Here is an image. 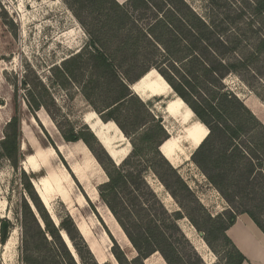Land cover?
I'll use <instances>...</instances> for the list:
<instances>
[{"label": "rangeland", "instance_id": "1", "mask_svg": "<svg viewBox=\"0 0 264 264\" xmlns=\"http://www.w3.org/2000/svg\"><path fill=\"white\" fill-rule=\"evenodd\" d=\"M182 1L221 39L231 44L240 43L239 57L245 59L252 55L259 29V21L251 14L253 0ZM149 17L150 13L145 11L133 14V19L142 26L151 22ZM88 41L67 0H0V144L8 123L17 114L20 156L17 168H14L3 155L0 145V264H63L57 241L46 234L37 212L30 208L33 202L25 188V179L32 181L34 193L47 209L44 208L55 228L64 219L72 221L78 233L74 236L75 243L89 264H120L113 254L114 246L120 249L126 264H131L138 257L116 217L99 196L98 188L107 181V177L90 148L82 141L65 142L62 138V133L68 135L71 130L81 132L97 153V145L89 138L91 132L83 123L84 116L93 112L101 122H111L107 121V105L118 96L115 90H102L86 98L82 82L66 81L65 88L53 82L52 68L79 53ZM117 42L114 53L130 57L132 53L121 52ZM163 52L146 48L139 55L152 57L166 71L173 72L172 67L179 71L181 66L171 63ZM238 73L229 74L223 84L264 126V54L249 57L246 68ZM160 76L151 69L140 79V82H150L152 91L149 99H139L147 106V113L156 120L161 119L168 140L178 147L177 140L181 138L182 152L178 153L175 166L166 160L171 170L164 163L157 162L149 147H144L142 158L133 161L136 169L142 170L155 198L136 188L129 190L128 195H118L123 207L121 216L127 223V216L137 223L136 212L129 203L130 197H134L145 209L146 221L162 228L172 250L173 264H227V253L231 247L225 242L221 229L227 224L228 217L250 211L260 221L264 220V213L261 216L256 208L262 199L260 190L264 185V174L259 169L264 171V161H254L252 174L247 175L250 168H246L244 161L233 160L229 149L226 151L228 158H213L221 153V148L216 147L220 140L216 134L209 136L210 139L194 157L200 146L194 150L182 138L190 140L191 132L207 134V138L209 130ZM22 80L27 81L28 90L32 89L34 95L41 98L44 107L35 112L29 109L30 99L27 90L21 87ZM170 101L175 102L172 113L165 109ZM130 108L132 113L139 112L140 108L143 112L136 101L131 102ZM151 126L147 125V128ZM127 128L134 132L137 125L130 124ZM256 134L264 143V134L260 130ZM126 140L116 142V146L122 144V148L128 144L129 155L132 148L130 140ZM235 141L245 144L250 140L245 135ZM60 142L64 143L61 152L57 150ZM96 143L101 146L97 140ZM48 148H52L55 155ZM196 161L203 162L204 170ZM73 168L77 178L71 171ZM177 178L182 183H177ZM43 184L56 190L50 203L44 199ZM85 186L96 193V201L92 202L84 193ZM155 199L162 203L169 215L180 214L181 219L177 221L179 232L170 226L171 218L157 208ZM26 206L39 220L42 233L25 213ZM217 217L221 219L214 223ZM61 234L79 264L72 243L64 231ZM2 235H7L4 244L1 243ZM142 245L144 249L148 248L146 242ZM142 262L167 264L158 252Z\"/></svg>", "mask_w": 264, "mask_h": 264}, {"label": "trees", "instance_id": "2", "mask_svg": "<svg viewBox=\"0 0 264 264\" xmlns=\"http://www.w3.org/2000/svg\"><path fill=\"white\" fill-rule=\"evenodd\" d=\"M67 1L89 41L79 53L52 68L55 78L53 82L61 88L66 87V81L74 80L79 84L82 82L86 98L102 90L118 92V96L107 105V109H109L107 121L113 122L123 136L130 140L132 150L127 158L119 166H116L104 149L96 143L97 139L90 130L89 138L97 145V153L92 149L90 140L81 132L74 133V130H71L68 135L62 133V138L65 142L82 141L90 148L104 171L107 181L99 186V196L116 217L138 253V257L131 264H143L144 259L156 252L160 253L167 264H173L172 250L162 228L159 225H157L158 227L152 226L150 221H146L148 219L145 209L137 203L134 197H130L131 195L127 197H130V207L136 212L138 221L134 223L127 216V223L121 216L123 207L118 195H128L129 190L136 188L155 198L142 175V170H137L133 161L142 158L144 147H149L157 162H162L168 167L166 159L158 149L164 141L168 140L161 125V119L156 120L150 113H147V106L130 90V86L136 84L151 69H155L177 97L194 112L198 121L209 130L208 137H205L199 145L200 147L198 146L199 149L194 157L200 153L207 140L210 139L209 136L216 134L220 138L216 142V147L221 148V153L213 158L217 160L228 158L226 151L229 149L232 159L244 161L246 168H250L247 170V175L252 174L253 162L262 163L264 161V143L256 134L258 130L264 134V126L258 122L242 101L226 90L223 80L229 74H240L239 70L246 68L249 57H259L264 54V0H253L251 14L260 24L258 23L259 29L256 32L258 37L255 39L253 56L250 55L245 59L237 55L240 43L231 44V42L221 39L220 35L197 17L182 0H128L123 4H119L115 0ZM137 11L150 13L151 22L143 26L139 25L133 19V14ZM117 40L118 49L121 52L130 51L132 53L130 57L127 55L117 56L114 53L117 51L114 49ZM146 48L156 52L163 50V54H166L170 62L176 66L179 64L178 67L181 66V68H178V71L172 67L174 73L164 70L160 63L154 61L152 57L139 55V52ZM27 86V81L22 80L21 87L27 90L30 99L29 109L35 112L44 106L41 98L36 97L32 89L28 90ZM43 89L42 91L46 93L45 88ZM132 101L138 102L143 108V112L140 111V108L139 112L132 113L130 108ZM129 123L137 125L134 132L128 130ZM147 125L152 126L147 128ZM143 127L145 128L143 129ZM245 135L250 141L245 144L235 141ZM253 135L254 138H252ZM18 138L19 117L15 114L8 123L4 140L0 144L3 155L14 168H17L20 157ZM53 149L55 148L53 147ZM196 162L204 170L203 162ZM259 172L264 174L261 168ZM208 178L214 182V179L209 175ZM176 182L180 183L181 181L177 178ZM25 188L30 194L46 234L56 240L59 245L63 255V264L78 263L68 245L65 244V240L62 239L61 231H64L67 240L76 250L79 264H89L83 259L79 246L75 243L74 236H78V233L72 221L64 219L59 227L55 228L27 179H25ZM260 194L261 203L256 208L263 216L264 185ZM154 204L165 216L171 218L170 226L179 232L177 221L181 219L180 214L169 215L162 203L156 199ZM25 209V213L29 215L35 227L41 231L38 225L39 220L37 221L27 206ZM144 212L145 214H143ZM243 213L247 214L264 234V220L260 221L250 211H243L240 214ZM220 219L221 217H217L213 222H218ZM235 219V216H229L227 224L221 229L225 242L231 247L227 253V264H243L245 262V258L225 235L226 230L235 222ZM6 238L7 235H2V244L5 243ZM145 242L148 246L147 249H144V245H142ZM113 254L120 264H126L118 247H113ZM33 264L38 263L34 262Z\"/></svg>", "mask_w": 264, "mask_h": 264}, {"label": "bare ground", "instance_id": "3", "mask_svg": "<svg viewBox=\"0 0 264 264\" xmlns=\"http://www.w3.org/2000/svg\"><path fill=\"white\" fill-rule=\"evenodd\" d=\"M149 85H150V82H148V81L137 83L136 85H134V87H132V92L140 99H147V92H148L147 86H149ZM173 107H174V105H172L171 102H168L165 109L168 108V111L170 113H172ZM83 123L88 126V128L92 132L93 136L98 139L97 141L99 142L101 147H104L106 149V151L109 153V155L117 163L120 161L121 158H123L127 155L128 151H129L128 150V148H129L128 144H126L125 147H122V148H121L122 144H121V146H116V142H126L127 140L125 139L123 134L120 132V130L116 127V125H114V123L109 122V123L105 124V123L101 122V120L93 112L85 115V117L83 119ZM188 137L190 138V140H188L186 137H184L182 139H183V141L188 143L192 149L195 150L202 143V141L205 139L206 135L205 134L204 135L199 134L197 132H191ZM180 141H181V138L179 139V141L177 140L178 147L176 146V144L174 145V143L171 141L168 143V145H166L161 150L163 157L172 166H175L177 164V155H178V153L182 152V149L180 148V145H179ZM170 156H172L173 158H170ZM32 209H33V207H32ZM10 240H11V238L8 240V242Z\"/></svg>", "mask_w": 264, "mask_h": 264}, {"label": "crops", "instance_id": "4", "mask_svg": "<svg viewBox=\"0 0 264 264\" xmlns=\"http://www.w3.org/2000/svg\"><path fill=\"white\" fill-rule=\"evenodd\" d=\"M115 1L119 4H123L127 2L128 0H115ZM137 83H141V82L139 81ZM149 86H147V89H148L147 99H149V96L152 91V89ZM170 102L172 103V105H175V102L173 101H170ZM169 142H171V140H167L165 143H163L162 146L160 147V151L166 145H168ZM63 144H64L63 142H60L59 144H57V150L59 152L63 151ZM48 149H50L52 153L55 155V152L52 148H48ZM170 158H173V157L170 156ZM30 160L31 159H29L28 161ZM71 171L77 178L78 175H77L76 170L73 168ZM42 187H43L42 191L45 194L44 199L48 203H50L52 196L55 194L56 190L55 188L48 187L45 184H43ZM86 187L87 186H85L86 191H84V193L86 192L85 194L89 197V199L92 202L93 200L96 201L97 199L96 193L95 192L92 193ZM80 200L82 202L83 198L81 197ZM225 235L230 240L232 245L236 248V250L245 258V262L243 264H264V234L247 214L243 213V214L237 215L235 222L226 230Z\"/></svg>", "mask_w": 264, "mask_h": 264}, {"label": "water", "instance_id": "5", "mask_svg": "<svg viewBox=\"0 0 264 264\" xmlns=\"http://www.w3.org/2000/svg\"><path fill=\"white\" fill-rule=\"evenodd\" d=\"M161 77V76H160ZM163 79V78H162ZM134 85V84H133ZM133 85L130 87V90H132V87H133ZM115 125V124H114ZM117 127V126H116ZM103 149H104V151L107 153V155L110 157V159L113 161V163L116 165V166H119L121 163H122V161L128 156V155H126L125 157H123V158H121L120 159V161L117 163L110 155H109V153L106 151V149L104 148V147H102ZM159 152L161 153V151H160V148H159ZM118 157V156H117ZM31 182V185L33 186V183H32V181H30ZM33 189H34V186H33ZM35 191V190H34ZM36 192V191H35ZM44 206V205H43ZM32 207H33V210L35 209L34 208V206L32 205V206H30V208H31V210H32ZM45 208V207H44ZM46 209V208H45ZM33 210H32V212H33ZM47 210V209H46ZM48 212V211H47ZM2 229H3V231L5 230V225H3V227H2ZM65 244H66V242H65Z\"/></svg>", "mask_w": 264, "mask_h": 264}]
</instances>
